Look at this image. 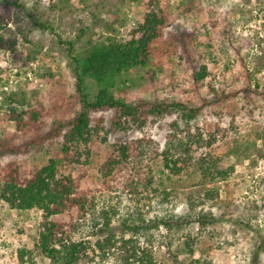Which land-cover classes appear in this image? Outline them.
Wrapping results in <instances>:
<instances>
[{
	"label": "rangeland",
	"instance_id": "rangeland-1",
	"mask_svg": "<svg viewBox=\"0 0 264 264\" xmlns=\"http://www.w3.org/2000/svg\"><path fill=\"white\" fill-rule=\"evenodd\" d=\"M15 1L50 29L34 27L20 9L0 3V189L11 175L28 181L59 162L57 178L71 177L75 196L91 202L84 218L74 210L50 218L72 242L94 249L108 233L117 244L133 237L157 264H252L259 248L257 264H264V0ZM150 13L163 21L160 37L147 64L116 77L113 91L129 87L145 101L190 108L222 95L228 100L191 121L176 111L120 130L112 112H99L90 116V141L70 143L67 153L62 138L27 153L2 152L42 138L80 111L73 66L57 38L72 42L82 62L93 47L130 40ZM203 68L205 76L196 80ZM85 81L91 98L105 87ZM10 109L34 110L36 125L17 128ZM118 146L129 148L126 159ZM164 158L184 161V170L172 174ZM108 159L119 162L109 172ZM102 212L111 218L107 232ZM199 216L214 221L202 225ZM186 218L190 224L158 225ZM132 219L142 233L122 226ZM42 221L41 211H13L0 200V264H52L38 249ZM111 252L89 251L90 264H120Z\"/></svg>",
	"mask_w": 264,
	"mask_h": 264
},
{
	"label": "trees",
	"instance_id": "trees-1",
	"mask_svg": "<svg viewBox=\"0 0 264 264\" xmlns=\"http://www.w3.org/2000/svg\"><path fill=\"white\" fill-rule=\"evenodd\" d=\"M0 3L20 9L26 15L30 23L41 30H49L50 26L41 21L38 17L29 13L26 8L15 0H0ZM163 21L157 15L150 13L145 15L142 22L138 24L137 30L127 42L108 43L93 47L91 52L82 62L73 54L72 42H65L57 38L60 45L66 47L68 59L71 62L72 71L76 83V92L79 96L80 111L68 122L55 124L42 138L31 141L21 147H4L2 152L9 154L27 153L32 147H39L46 141L62 138L64 144L62 152L67 153L70 143L89 142L91 138L90 116L99 112H112L114 114V130L122 129L124 124H134L142 127L149 118L159 119L170 113L179 111L181 117L191 121L205 107L217 105L228 100L231 96L222 95L215 100H203L199 106L188 107L185 104L164 101H145L138 89L129 87L117 88L114 92V79L124 72L143 67L147 64L153 50V44L160 37L159 27ZM3 40L0 39V49ZM11 48V46H9ZM205 69L194 75L196 80H201L205 76ZM86 78L93 79L96 83L104 85L93 98L87 93ZM27 116L29 123L24 117ZM9 119L13 121L17 128L26 129V126L34 127L38 121V113L34 110L17 113L10 109ZM128 149L125 146H118L117 151L121 159L128 157ZM164 167L174 175H179L184 170L185 162L180 159L164 158ZM59 163V162H57ZM56 162L50 164L26 181H18L13 175L2 185L0 189V200L8 204L13 211H28L37 209L42 212L43 221L39 226L38 249L41 254L49 259L52 264H90L89 251H98L103 254L112 251L120 264H157L151 251L142 248L133 238L121 239L117 244L114 236L108 233L105 238L98 240L94 249L85 241L72 242L65 235L60 224L50 220L51 217L59 214L76 211L78 218H84L91 202L85 196L76 197V185L71 177L57 178ZM117 160L108 159L104 164L109 172L117 165ZM201 169H207L204 166ZM221 175V172H217ZM223 175V174H222ZM101 230L107 232L111 224L108 212H102ZM133 224L122 226L134 234L142 233L144 228L134 219ZM202 225L213 222V219L199 216L197 219ZM169 222L175 226H182V223L190 224L189 218L182 220L171 219L168 222L160 221L158 225L169 227ZM127 223V221H126ZM188 248L187 252L193 255V246L184 243ZM23 260V256H20ZM259 260V248L252 254L251 263L257 264ZM29 263H32L30 258ZM26 263V262H24Z\"/></svg>",
	"mask_w": 264,
	"mask_h": 264
}]
</instances>
